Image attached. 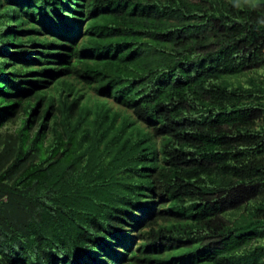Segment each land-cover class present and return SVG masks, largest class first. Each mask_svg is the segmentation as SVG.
Returning <instances> with one entry per match:
<instances>
[{"label": "trees", "instance_id": "16d2710c", "mask_svg": "<svg viewBox=\"0 0 264 264\" xmlns=\"http://www.w3.org/2000/svg\"><path fill=\"white\" fill-rule=\"evenodd\" d=\"M16 120L0 264L264 262V0H0Z\"/></svg>", "mask_w": 264, "mask_h": 264}, {"label": "rangeland", "instance_id": "374dc122", "mask_svg": "<svg viewBox=\"0 0 264 264\" xmlns=\"http://www.w3.org/2000/svg\"><path fill=\"white\" fill-rule=\"evenodd\" d=\"M242 81H245L244 78H241ZM20 126V120H16L12 123H9V124H6L5 126L2 127V129L0 130V153L2 152V150L5 148V146L7 144H12V143H8L6 142L5 140H9L10 137H13V139L15 138L16 136V132L18 130ZM1 165V163H0ZM9 211V209H7ZM260 243H264V240H261L259 241ZM257 242V243H259ZM256 243H252L251 242V245H254ZM250 264H264V262L262 261H258V262H251Z\"/></svg>", "mask_w": 264, "mask_h": 264}]
</instances>
